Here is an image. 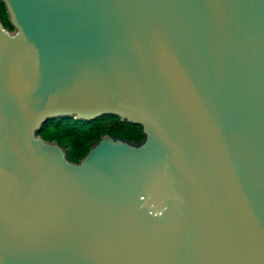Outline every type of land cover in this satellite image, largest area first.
Instances as JSON below:
<instances>
[{"label":"water","instance_id":"water-1","mask_svg":"<svg viewBox=\"0 0 264 264\" xmlns=\"http://www.w3.org/2000/svg\"><path fill=\"white\" fill-rule=\"evenodd\" d=\"M0 1V264H264V0Z\"/></svg>","mask_w":264,"mask_h":264},{"label":"trees","instance_id":"trees-1","mask_svg":"<svg viewBox=\"0 0 264 264\" xmlns=\"http://www.w3.org/2000/svg\"><path fill=\"white\" fill-rule=\"evenodd\" d=\"M0 16L5 26L12 29L4 4L0 1ZM38 134L46 140H56L65 149L68 157L78 162L85 157L104 134H112L139 142L143 139L141 127L121 121L113 115H105L93 121H84L73 117L49 119Z\"/></svg>","mask_w":264,"mask_h":264},{"label":"rangeland","instance_id":"rangeland-1","mask_svg":"<svg viewBox=\"0 0 264 264\" xmlns=\"http://www.w3.org/2000/svg\"><path fill=\"white\" fill-rule=\"evenodd\" d=\"M115 136H116V135H115ZM119 137H121V136H119ZM122 138H123V137H122ZM126 139H128V138H126ZM129 140H131V139H129ZM94 143H95V141L92 142V145H93ZM63 148L66 149L67 146H63Z\"/></svg>","mask_w":264,"mask_h":264}]
</instances>
